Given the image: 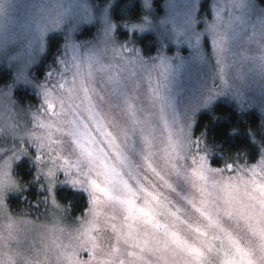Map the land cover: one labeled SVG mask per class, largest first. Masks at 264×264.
Wrapping results in <instances>:
<instances>
[{
  "label": "snow or ice",
  "instance_id": "1",
  "mask_svg": "<svg viewBox=\"0 0 264 264\" xmlns=\"http://www.w3.org/2000/svg\"><path fill=\"white\" fill-rule=\"evenodd\" d=\"M81 7L86 5L69 6L73 19ZM241 7L252 9L250 18L235 20L225 8L226 18L214 13L209 22L221 54L229 40L225 29L240 45L237 55L245 41L250 50L257 36L264 37V10L253 0ZM67 15L59 13L51 26L61 27ZM244 24L251 36L238 27ZM154 71L135 64L122 49L78 54L73 48L49 72L40 92L42 102L34 110L17 99L27 95L26 86L0 91V118L10 110L27 109L28 116L22 150L20 138L4 135L0 124V147L10 142L15 153L0 164V215H8V199L22 198L13 167L22 168L31 160L32 177L45 192L46 206L60 207L57 188L79 189L89 197L78 218L85 235L102 219L119 227L125 247L121 251L117 242L118 255L107 264H212L213 254L218 264H258L257 249L246 244L244 236L253 230L250 213L264 206V165L229 164L221 170L198 139L181 141L187 121L168 94L169 69L161 68L155 76ZM216 131L223 137L225 124L217 123ZM23 200L29 203L27 197ZM53 217L52 224L37 225L8 215V236H0V246L30 247L34 241L28 231L55 232L58 220ZM255 231L264 240L259 220ZM259 251L264 262V246ZM11 260L7 257L6 264ZM68 264H98L97 253L84 248L69 256Z\"/></svg>",
  "mask_w": 264,
  "mask_h": 264
},
{
  "label": "rangeland",
  "instance_id": "2",
  "mask_svg": "<svg viewBox=\"0 0 264 264\" xmlns=\"http://www.w3.org/2000/svg\"><path fill=\"white\" fill-rule=\"evenodd\" d=\"M117 1L108 0L104 4H95L93 0H0V68L7 69L13 75V80L1 87L0 91L8 86L12 89L26 86L36 96L38 107L42 102L40 92L47 83L48 74L55 71L66 51L71 53L75 48L78 54H88L105 48L110 51L122 49L135 64L155 69L154 76L161 68L169 69L166 77L168 94L173 103L178 102L187 121L183 135L179 136L181 141L194 137L195 124L200 114L211 111L220 102L232 105L241 112L257 113L264 129V37L257 36L251 42L250 50L245 41V48L237 55L240 45L232 33L225 29L229 40L221 54L218 51L219 39L213 41L208 27L214 13L226 18L228 12H231L235 20L250 18L248 14L252 9L245 10L241 7L245 0H164L161 13L157 12L154 0H140L144 16L138 23L122 27L123 31L129 33L128 38L123 40L118 38L120 26L112 18V10ZM253 2L258 10H264V6L257 0ZM74 4L86 5L76 9L77 19H73L72 12L69 11V6ZM203 5L206 8L202 10ZM225 8L228 12L224 11ZM61 12L68 13L66 22L58 29L52 27L55 17ZM238 27L242 32L249 31L251 36L247 24ZM86 28L93 29V36L80 40L79 36ZM54 34H60L64 38L62 53L59 58H54L56 67H51L42 80H37L34 70L41 66L47 53L48 38ZM146 34L154 36L157 45L156 54L149 58L142 55L133 39ZM24 105L28 110L36 108ZM27 118V109L10 110L0 118V124L5 128L3 134L20 138L18 150L23 148ZM200 147L204 149L203 146ZM206 152L212 156L211 152ZM13 156L15 153L11 150L10 142L0 147V164ZM29 163L33 166L31 160ZM254 165H264V154L252 166ZM15 169L13 167L12 175L18 181ZM18 186L24 194L19 181ZM61 188L72 189L62 186L57 190ZM74 191L84 193L89 201L87 193L79 189ZM59 206L53 208L50 204L46 206L41 202L33 217L15 213L8 206V215L14 218L31 219L37 225L52 224L54 213L58 224L56 231L52 233L41 228L28 231L30 240L34 241L28 248H17L13 244L0 246V264H6L9 256L12 257L11 264H27L29 260L32 264H68V257L80 253L84 248L95 250L98 264L115 261L118 255L117 242L121 251L125 247L118 226L110 225L109 221L102 219L96 229L85 235L79 217L69 219V211L60 204ZM8 215H0V236L5 239L8 236ZM250 216L253 230L245 234L244 240L257 249L254 259L258 264H264L259 251L264 246V240L258 239L255 231L257 220L264 224V206L254 208ZM113 232L117 233L115 237ZM210 259L212 264H218L219 258L215 254ZM153 264H158V261L153 260Z\"/></svg>",
  "mask_w": 264,
  "mask_h": 264
},
{
  "label": "trees",
  "instance_id": "3",
  "mask_svg": "<svg viewBox=\"0 0 264 264\" xmlns=\"http://www.w3.org/2000/svg\"><path fill=\"white\" fill-rule=\"evenodd\" d=\"M95 4H104L108 0H93ZM164 0H154V6L158 13L162 12L161 4ZM264 6V0H257ZM206 5H203V9ZM144 16V9L140 0H118L112 10L114 22L120 26L118 38L127 39L128 32L122 27L132 25L141 21ZM93 29L86 28L79 39L91 38ZM135 44L142 51L145 58L153 57L157 52V45L154 36L150 34L142 37L135 36ZM64 38L60 34L51 35L48 38L47 53L40 67L34 70L37 80H42L45 73L55 66L54 58H59L62 53ZM56 67V66H55ZM0 88L8 85L13 80V75L5 68H0ZM22 99L23 104L36 107V96L27 90V95L17 96ZM225 124L227 129L223 137H219L216 131L217 123ZM194 137L200 141V145L209 152L210 156L217 163L214 165L224 169L229 164L242 166H252L261 159L264 154V129L261 127V118L255 112H241L236 107L217 103L211 111L200 114L195 124ZM33 166L29 163L22 168L15 169V175L24 189L21 199L8 200L11 211L22 215L34 216L37 208L31 207L32 203H41L45 200V192L40 190L39 185L32 177ZM35 173H33L34 175ZM42 183V182H41ZM27 189V191H25ZM23 197H27L29 203H25ZM56 200L69 211L68 218L75 219L81 217L88 207L87 196L78 191L68 188L56 190Z\"/></svg>",
  "mask_w": 264,
  "mask_h": 264
}]
</instances>
